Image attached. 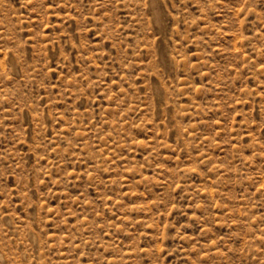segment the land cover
Wrapping results in <instances>:
<instances>
[{
  "label": "rangeland",
  "instance_id": "rangeland-1",
  "mask_svg": "<svg viewBox=\"0 0 264 264\" xmlns=\"http://www.w3.org/2000/svg\"><path fill=\"white\" fill-rule=\"evenodd\" d=\"M0 264H264V0H0Z\"/></svg>",
  "mask_w": 264,
  "mask_h": 264
}]
</instances>
